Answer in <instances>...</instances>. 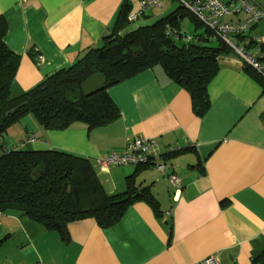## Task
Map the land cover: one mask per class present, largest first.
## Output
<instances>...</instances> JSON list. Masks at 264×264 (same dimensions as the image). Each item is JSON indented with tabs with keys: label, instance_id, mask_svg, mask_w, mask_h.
I'll use <instances>...</instances> for the list:
<instances>
[{
	"label": "crops",
	"instance_id": "1",
	"mask_svg": "<svg viewBox=\"0 0 264 264\" xmlns=\"http://www.w3.org/2000/svg\"><path fill=\"white\" fill-rule=\"evenodd\" d=\"M123 1L0 0L5 44L19 55L16 88H31L100 45ZM128 1L133 10L139 0ZM253 1L264 11V0ZM168 3L143 14L142 22L178 8L167 12L173 6L164 10ZM248 35L260 41L246 49L262 58L264 16ZM32 47L36 62L28 53ZM218 61L207 85L210 105L202 116L193 111L188 91L155 65L108 88L120 116L107 125L87 128L76 122L62 130L45 129L28 114L10 125L0 141L6 148L24 142L25 149L87 157L108 193L124 191L129 177L139 188L149 186L159 215L146 201L135 200L109 227L90 218L71 223L63 241L26 215L0 213V264H193L207 257L214 258L213 264H250L261 255L264 90L237 55H221ZM91 81L80 89L93 87ZM32 134L36 140L26 142ZM126 137L154 139L152 163L100 169L96 160L120 152ZM153 162L165 163V171ZM169 169L178 176L179 188L165 175Z\"/></svg>",
	"mask_w": 264,
	"mask_h": 264
},
{
	"label": "trees",
	"instance_id": "2",
	"mask_svg": "<svg viewBox=\"0 0 264 264\" xmlns=\"http://www.w3.org/2000/svg\"><path fill=\"white\" fill-rule=\"evenodd\" d=\"M179 9L184 8L180 5L150 23L128 28L130 22L143 15L129 20L131 4L124 0L113 29L100 45L87 48L72 64L45 75L27 90L15 86L19 55L5 44L7 24L0 15V118L15 109L0 121V137L28 113L45 129L62 130L76 122L87 128L107 125L120 116L108 88L155 65L188 91L193 111L202 116L210 105L207 85L218 71L219 57L236 55L189 12L194 27H203L200 33L188 42L180 32L166 33L168 26L173 30L178 26L183 15H178ZM212 37L216 38L215 44L211 43ZM28 53L36 62L37 51L32 47ZM244 70L264 90V77L245 64ZM95 72L98 78L90 83L94 86L81 90L82 82ZM135 200L146 201L159 215L149 186H135L132 177L127 179L124 191L108 193L95 164L87 157L60 149L6 148L0 143V213L26 215L57 232L63 241L69 238L71 223L90 218L102 228L109 227ZM263 260L264 252L252 258L250 264H261Z\"/></svg>",
	"mask_w": 264,
	"mask_h": 264
},
{
	"label": "built area",
	"instance_id": "3",
	"mask_svg": "<svg viewBox=\"0 0 264 264\" xmlns=\"http://www.w3.org/2000/svg\"><path fill=\"white\" fill-rule=\"evenodd\" d=\"M167 0H139L135 9L128 14V19L133 20L154 8H160ZM183 8L194 16L204 26L209 28L218 38L231 48L245 65L250 66L264 77V59L257 58L247 49V45L255 44L260 38L248 35L249 29L264 16V11L253 0H177ZM239 14L244 17L238 18ZM235 19H231L234 18ZM177 30L167 27L166 33L175 35ZM192 36L183 34L182 39L190 41ZM36 138L32 134L26 142H33ZM24 142L18 146L22 147ZM156 141L144 137H126L125 144L120 152H109L104 157H99L96 163L100 169L110 165H140L152 163ZM155 168L165 171V163L153 162ZM170 183L179 188L180 180L177 175H168ZM214 258L207 257L193 264H213Z\"/></svg>",
	"mask_w": 264,
	"mask_h": 264
},
{
	"label": "rangeland",
	"instance_id": "4",
	"mask_svg": "<svg viewBox=\"0 0 264 264\" xmlns=\"http://www.w3.org/2000/svg\"><path fill=\"white\" fill-rule=\"evenodd\" d=\"M168 5L164 8V10H166L167 8H169V4H173V6H171L170 7V9L169 10H167V12H169V11H171L172 9H175L176 7H178L180 4H179V2L177 1V0H168ZM165 11H162V13H164ZM167 12H166V14H167ZM161 13V16L163 15ZM181 14H183L182 15V17L179 19L180 21H179V24H178V26H176L175 27V29L178 31V32H180V33H182V34H186V35H190V36H192V35H194V34H198V33H200L202 30H203V27L202 26H198V27H194V21L192 20V19H190V17L187 15V11L185 10V9H179V12H178V15H181ZM159 16V15H158ZM160 17V16H159ZM155 19L154 18H151L149 21H147L148 23H150V22H152V21H154ZM142 22V20L141 19H139V20H137V21H133V22H130L128 25V28H130V27H135L136 25H138V24H136V23H141ZM217 41H216V38L215 37H212V39H211V43L212 44H215ZM96 78H98V75H97V73L95 72V73H93L90 77H88V79H86L85 81H83L82 82V85H83V87H84V89H85V86L87 85V84H89V82L92 80L93 81V79H95L96 80ZM91 81V82H92ZM26 115H24L22 118H24ZM27 116H32V114L31 113H28V115ZM32 118V117H31ZM33 120H35V119H33ZM36 121V120H35ZM11 128V127H10ZM16 133V132H15ZM12 134V133H11ZM1 139H2V137H0V141H1Z\"/></svg>",
	"mask_w": 264,
	"mask_h": 264
},
{
	"label": "water",
	"instance_id": "5",
	"mask_svg": "<svg viewBox=\"0 0 264 264\" xmlns=\"http://www.w3.org/2000/svg\"><path fill=\"white\" fill-rule=\"evenodd\" d=\"M14 110H15V109H11V110H9L8 112H6L4 115H2L1 118H0V121L3 120V119L5 118V116H7V115L13 113ZM172 173H173V170H172V169H169V170H166L165 175H170V174H172ZM261 264H264V260L261 262Z\"/></svg>",
	"mask_w": 264,
	"mask_h": 264
}]
</instances>
